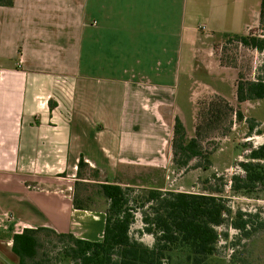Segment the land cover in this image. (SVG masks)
Segmentation results:
<instances>
[{
    "label": "crops",
    "instance_id": "0c3cea01",
    "mask_svg": "<svg viewBox=\"0 0 264 264\" xmlns=\"http://www.w3.org/2000/svg\"><path fill=\"white\" fill-rule=\"evenodd\" d=\"M261 2L0 5V264H18L12 237L25 228L102 240L107 207L74 205L81 157L99 171L91 182L122 185L123 167L174 163L176 118L191 138L198 101L224 97L204 80L224 70L214 39L256 29Z\"/></svg>",
    "mask_w": 264,
    "mask_h": 264
},
{
    "label": "trees",
    "instance_id": "16d2710c",
    "mask_svg": "<svg viewBox=\"0 0 264 264\" xmlns=\"http://www.w3.org/2000/svg\"><path fill=\"white\" fill-rule=\"evenodd\" d=\"M14 0H0V5L10 6ZM264 31V0L261 2L259 27ZM252 29L248 34H229L230 41L257 50L264 54V32ZM221 62H227L221 57ZM238 102L264 98V63L258 68L255 79H248L241 73L236 84ZM217 100V101H216ZM211 101L204 114L206 125L212 127L221 119L223 106L238 120L244 118L241 110H234L222 96ZM249 136L255 126L249 119ZM201 128L196 135L188 137L180 118H176L172 140L173 162L177 167L187 168L195 158H205L201 141ZM242 172L231 177V188L247 194L264 192V143L252 147L245 160L239 161ZM201 166V165H199ZM206 169L208 165L204 166ZM86 170L92 176L86 175ZM77 181L79 185L96 184L97 191L106 202V222L102 240L94 241L60 233L49 227L25 228L13 235L12 251L18 257V264H213L220 249L221 240L229 242V228L236 233L232 237L233 260L243 241H249L264 231V210H234L227 199L213 188L209 193L187 192L166 189L163 185H142V193L132 196L133 187L117 182L97 181L99 171L90 166L83 157L78 162ZM90 195L74 196V205L85 208ZM142 216L143 226L137 233L154 236L149 246L132 234L136 214ZM226 228L225 231L220 228Z\"/></svg>",
    "mask_w": 264,
    "mask_h": 264
},
{
    "label": "rangeland",
    "instance_id": "374dc122",
    "mask_svg": "<svg viewBox=\"0 0 264 264\" xmlns=\"http://www.w3.org/2000/svg\"><path fill=\"white\" fill-rule=\"evenodd\" d=\"M258 27L255 30L261 33L262 31ZM228 38L227 35L217 36L212 44L214 54L219 58L220 67L224 70L215 72L218 76L216 80L215 78H205L204 80L208 84L216 86L234 110L243 112L244 118L238 120L233 113L228 112L225 107L220 105L221 119L210 128L206 125L204 114L200 117V112L201 110L206 112L210 102L215 101L221 95L202 97L198 101L200 112L198 113L194 136L198 126L202 127L201 141L207 156L193 159L187 168L177 167L174 163L167 168L142 166L121 168L118 178L124 182V186L131 183L133 187L132 196L142 193V185L158 184L163 185L166 189L196 193H209L211 189L217 188L222 189L218 194L225 197L234 210L259 208L264 210V192L247 194L235 192L231 188L232 175L242 172L238 164L239 161L246 159L252 147L264 143V98L240 103L236 96L239 74L241 73L248 79H255L258 75V68L264 63V54L236 41H229ZM221 57L227 62V65L221 62ZM249 119H254L257 125L252 135L248 137L250 132ZM206 164L208 165L207 169L204 167ZM85 172L87 176H92L91 171L86 170ZM57 184L58 186L73 185L72 181L64 178H59ZM97 189L96 184L79 185L76 188V193L78 192L81 197L87 195L93 197V199L86 200L88 206L105 209L108 204L99 195ZM136 217L132 226V234L146 245H153L154 236L152 234L137 233L144 224L139 212H137ZM220 230L225 231L226 228L223 227ZM229 233V242L221 240L219 253L214 258L213 264H264V231L249 241H243L233 260L231 255L234 250L231 241L236 231L230 227ZM13 257L17 259L15 256Z\"/></svg>",
    "mask_w": 264,
    "mask_h": 264
}]
</instances>
